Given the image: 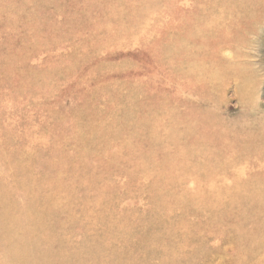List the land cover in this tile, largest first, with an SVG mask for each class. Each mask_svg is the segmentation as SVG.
<instances>
[{"label": "rangeland", "instance_id": "374dc122", "mask_svg": "<svg viewBox=\"0 0 264 264\" xmlns=\"http://www.w3.org/2000/svg\"><path fill=\"white\" fill-rule=\"evenodd\" d=\"M262 147L264 0H0V237L45 202L47 264H264Z\"/></svg>", "mask_w": 264, "mask_h": 264}, {"label": "bare ground", "instance_id": "6f19581e", "mask_svg": "<svg viewBox=\"0 0 264 264\" xmlns=\"http://www.w3.org/2000/svg\"><path fill=\"white\" fill-rule=\"evenodd\" d=\"M167 118H169L170 123H171L170 127L172 128L169 131L165 129L163 130L162 135L166 138H170L172 140L174 136L181 135L183 137L185 136L186 139H194L197 137L198 133H201V130L197 129L196 127H192L193 125H197L196 123L194 124V122H197L199 120L198 117L192 114L190 115L191 123L189 122L187 125L182 124V126L179 125V128L176 126L177 114L171 113V115L167 116ZM256 152L259 155H261L259 156L261 159L264 158V147H262L260 150H256ZM259 157L253 156L251 159L248 160V162L251 161V163L262 164L263 166L264 160H259L258 159ZM175 158L181 159L182 156L176 155ZM262 169L264 170V166ZM247 170H249L248 171L249 173L256 171L254 166H250L249 168H247ZM256 173L262 174V171L259 170V171H256L255 174ZM0 175L2 176L3 174L0 172ZM2 178H3V181L0 182V187H3L4 185L2 189L7 191L6 193L9 194V196H11L12 194L15 193V191L11 188V186L9 187L6 186L5 185L6 178L3 176ZM258 193H259L258 189L256 188L252 189L250 193L251 200L257 201L256 198L258 197ZM29 203H30V200L28 201V203L25 204V206H27ZM29 209H30V212L28 213V215H26L27 221L25 220L23 215L20 216L24 218V222L22 224H20L19 222L18 223L13 222V216L10 213H7V211H6L7 214L5 213L4 215V217L9 218L10 224L15 225L14 229H15V233L17 234H15L14 237L12 236L0 237V245L2 248L1 251L4 253L6 252L10 253V248H12L13 246L15 248H20V250H16V253L17 251L20 252L19 254H16V253L9 254V257H12V258L14 257L13 261L10 264H47L46 258L48 255V251L46 248H48L47 243H49L50 241L49 229H48V208L45 205V202L34 198V200L31 202ZM18 235L22 237L20 240L18 239ZM25 244H26V248L22 251V248ZM20 254L24 256H30L31 260L29 262H24V263L23 261H21V259L18 261L15 255H20ZM57 257L58 259H60V251L56 252V258ZM175 264H178V263H175Z\"/></svg>", "mask_w": 264, "mask_h": 264}]
</instances>
